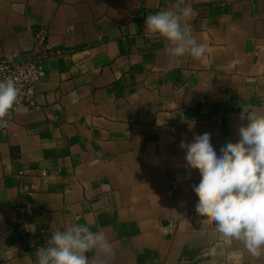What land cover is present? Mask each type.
<instances>
[{
  "label": "crops",
  "instance_id": "1",
  "mask_svg": "<svg viewBox=\"0 0 264 264\" xmlns=\"http://www.w3.org/2000/svg\"><path fill=\"white\" fill-rule=\"evenodd\" d=\"M30 52L0 264H264V0H0Z\"/></svg>",
  "mask_w": 264,
  "mask_h": 264
},
{
  "label": "built area",
  "instance_id": "2",
  "mask_svg": "<svg viewBox=\"0 0 264 264\" xmlns=\"http://www.w3.org/2000/svg\"><path fill=\"white\" fill-rule=\"evenodd\" d=\"M43 75L42 60L36 52L27 53L19 60L13 56L0 57V101L10 110L1 116L34 106L36 86Z\"/></svg>",
  "mask_w": 264,
  "mask_h": 264
},
{
  "label": "water",
  "instance_id": "3",
  "mask_svg": "<svg viewBox=\"0 0 264 264\" xmlns=\"http://www.w3.org/2000/svg\"><path fill=\"white\" fill-rule=\"evenodd\" d=\"M8 113H10V110L0 101V115Z\"/></svg>",
  "mask_w": 264,
  "mask_h": 264
}]
</instances>
